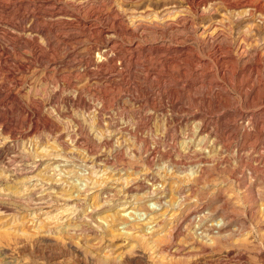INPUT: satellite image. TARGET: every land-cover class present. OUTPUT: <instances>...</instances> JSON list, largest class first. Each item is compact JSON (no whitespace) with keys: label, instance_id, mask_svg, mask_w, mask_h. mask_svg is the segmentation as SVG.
<instances>
[{"label":"rangeland","instance_id":"374dc122","mask_svg":"<svg viewBox=\"0 0 264 264\" xmlns=\"http://www.w3.org/2000/svg\"><path fill=\"white\" fill-rule=\"evenodd\" d=\"M0 264H264V0H0Z\"/></svg>","mask_w":264,"mask_h":264}]
</instances>
